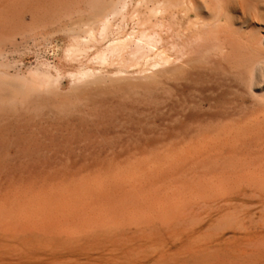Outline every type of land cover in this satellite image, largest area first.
<instances>
[{"label":"rangeland","instance_id":"obj_1","mask_svg":"<svg viewBox=\"0 0 264 264\" xmlns=\"http://www.w3.org/2000/svg\"><path fill=\"white\" fill-rule=\"evenodd\" d=\"M89 2L0 0V74L30 78L46 62L62 75L33 96L0 87V264H264V94L217 56L115 91L152 70L117 75L89 61L96 47L67 56ZM231 7L264 34V0ZM189 20L167 15L164 36L186 43ZM82 66L96 74L80 88L69 74Z\"/></svg>","mask_w":264,"mask_h":264},{"label":"bare ground","instance_id":"obj_2","mask_svg":"<svg viewBox=\"0 0 264 264\" xmlns=\"http://www.w3.org/2000/svg\"><path fill=\"white\" fill-rule=\"evenodd\" d=\"M204 1L210 5L208 14L203 13L198 0H138V3L137 0H90L87 17H79L71 22V25L87 28L83 38L80 37L81 41L76 40L67 50V56L72 59L96 47L93 56L88 58L89 61L100 67L115 64L117 75L126 73L133 67L141 68L140 72L152 70L145 76L146 82L120 83L122 79L119 78V83L108 86L115 91L133 92L157 85L164 77H179L217 56L232 65L249 90L264 94V34L248 33L243 26L235 24L234 10L231 7L233 0ZM133 2L137 6L133 5V9H130ZM191 11L195 12V18H192ZM181 12L190 18L189 37L184 44L179 42L181 40H175V37H183L181 32L175 33L171 41L163 34L167 26V15L174 18ZM78 14L83 13L79 11ZM129 21H132L133 25L127 30ZM199 40H210L213 44L201 51V54L190 56L194 54V50H188V44ZM97 44L100 46L97 47ZM2 67L5 65L0 63V68ZM94 74L96 73L93 66H82L69 75L75 83L85 81L81 85L78 83L81 88L85 87L86 81L94 77ZM61 76L57 67L42 62L33 70L30 78L19 77L13 80L9 79L8 74H0V87L4 86L9 94L23 93L33 96L39 93L41 88L53 92L50 88L58 84ZM92 83L88 82V86L93 85L94 88V82ZM105 83L101 82L103 86L108 84ZM91 86L88 87L89 90L93 89ZM261 99L264 101V95Z\"/></svg>","mask_w":264,"mask_h":264}]
</instances>
